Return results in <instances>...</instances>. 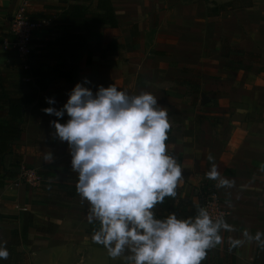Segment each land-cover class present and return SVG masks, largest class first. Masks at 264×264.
I'll return each instance as SVG.
<instances>
[{
  "label": "crops",
  "instance_id": "0c3cea01",
  "mask_svg": "<svg viewBox=\"0 0 264 264\" xmlns=\"http://www.w3.org/2000/svg\"><path fill=\"white\" fill-rule=\"evenodd\" d=\"M131 1H87L92 14L104 15L111 6L118 27L105 25L89 37L81 51L80 72L72 83L56 79L40 91L25 70L49 71L61 48L46 42L57 40L65 31L47 19L49 24L36 34L34 52L23 68L19 56L5 49L11 15L23 0H0V97L3 90L11 98H21L25 92L38 94L37 101L23 109L20 138L12 143L0 141V245L9 252L0 264H134L129 259L133 255L129 245L113 258L103 244L92 241L100 221L94 217L88 222L90 204L76 192L79 173L72 168L71 149L50 123H64L68 117L43 111L53 106L46 97H54L59 109L75 84L85 78L90 81L85 86L94 92L101 85L112 84L129 99L149 92L156 97L154 107L166 110L171 125L167 154L180 164L182 179L174 197L167 196L154 206L155 218L173 213L180 219L194 218L201 196L215 191L225 212L223 220L233 230H220L223 242L206 249L200 264H264V246L244 235L245 231L264 233V71L258 72L264 68V40L241 50L257 57L256 62L231 63V78L208 75L196 62L170 57L163 40H156L163 34L159 27L166 20L165 11L159 16L161 31L154 37L144 38L148 28L139 20L119 34L127 25L124 18ZM98 3L102 9L97 8ZM30 4V15L46 19L63 8L65 0H31ZM108 45L117 49L108 51ZM18 123L19 119L9 115L8 105L0 102V125ZM22 164L41 174V185L16 184ZM213 165L219 173L216 180L206 176ZM220 180L230 184L218 186ZM230 240L242 243L232 246Z\"/></svg>",
  "mask_w": 264,
  "mask_h": 264
},
{
  "label": "clouds",
  "instance_id": "9594fccd",
  "mask_svg": "<svg viewBox=\"0 0 264 264\" xmlns=\"http://www.w3.org/2000/svg\"><path fill=\"white\" fill-rule=\"evenodd\" d=\"M89 83L87 78L76 83L59 109L54 97H46L53 106L43 111L68 117L64 123H50L71 149L72 168L79 173L76 192L90 204L88 222L94 217L100 221L92 241L103 244L113 258L129 245L134 264H200L206 249L223 242L220 230L233 228L223 219L214 221L205 208L194 218L174 213L155 218L154 206L174 197L182 179L180 164L167 154L171 125L166 110L154 107L157 100L149 92L129 99L115 84L94 92L85 86ZM206 176L218 178L215 165ZM228 184L220 180L218 186ZM244 235L264 246V233ZM8 255L0 245V260Z\"/></svg>",
  "mask_w": 264,
  "mask_h": 264
},
{
  "label": "rangeland",
  "instance_id": "374dc122",
  "mask_svg": "<svg viewBox=\"0 0 264 264\" xmlns=\"http://www.w3.org/2000/svg\"><path fill=\"white\" fill-rule=\"evenodd\" d=\"M128 6L130 12L124 18L127 25L120 28L119 34L136 20L148 28L144 38H152L162 30L156 40H163L170 57L196 62L208 75L231 78L230 64L246 53L241 50L250 47L251 42L264 40V0H132ZM28 9L27 15L34 17ZM163 11L166 20L159 27ZM31 57L19 56L21 67L23 63V68L28 65Z\"/></svg>",
  "mask_w": 264,
  "mask_h": 264
},
{
  "label": "trees",
  "instance_id": "16d2710c",
  "mask_svg": "<svg viewBox=\"0 0 264 264\" xmlns=\"http://www.w3.org/2000/svg\"><path fill=\"white\" fill-rule=\"evenodd\" d=\"M68 3L65 0V6L60 8L56 14L46 18L52 20L65 33L53 42H46L47 45H56L61 48L58 54V61L49 71L40 69H27L29 76L35 81L40 91L47 90L48 86L56 79H64L67 83H72L80 72L78 66L81 59V51L86 47V43L90 36L95 32H99L105 25L113 28L118 27L114 10L110 6L106 10V14H92L90 7L85 3L90 0H73ZM82 1V2H81ZM98 9H102V4L98 3ZM111 45L107 46L108 51L116 50ZM102 58L106 57V50L101 53ZM253 54L245 53L239 56L233 62L243 65L244 62H254ZM254 59V61H252ZM256 62V61H255ZM264 68H259L258 72H263ZM38 99V94L34 92H25L21 98H11L5 90H3L0 102L7 104L9 107V115L13 119H19V123L4 127L0 125V141L7 140L14 142L21 136L20 126L23 122V109L33 104ZM2 150V147L1 149ZM165 219V218H164Z\"/></svg>",
  "mask_w": 264,
  "mask_h": 264
},
{
  "label": "built area",
  "instance_id": "2783aa9c",
  "mask_svg": "<svg viewBox=\"0 0 264 264\" xmlns=\"http://www.w3.org/2000/svg\"><path fill=\"white\" fill-rule=\"evenodd\" d=\"M31 0H24L17 14L12 16L10 22V40L5 49L14 52L22 58H29L34 52L33 41L36 34L41 31L49 21L27 15ZM42 176L35 169L20 165L16 172V184H23L29 188H36L42 183ZM199 208H205L212 219H223L225 212L222 208L219 195L215 191L205 192L199 200ZM163 220L164 218H158Z\"/></svg>",
  "mask_w": 264,
  "mask_h": 264
}]
</instances>
